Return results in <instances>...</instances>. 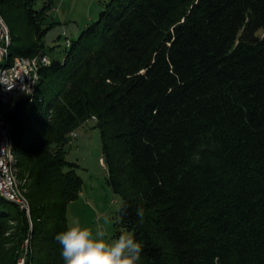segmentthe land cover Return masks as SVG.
<instances>
[{
  "label": "trees",
  "instance_id": "trees-1",
  "mask_svg": "<svg viewBox=\"0 0 264 264\" xmlns=\"http://www.w3.org/2000/svg\"><path fill=\"white\" fill-rule=\"evenodd\" d=\"M52 3L0 0L10 55L44 50ZM103 3L6 111L29 213L0 194V264H64L87 120L137 264H264V0Z\"/></svg>",
  "mask_w": 264,
  "mask_h": 264
},
{
  "label": "rangeland",
  "instance_id": "rangeland-1",
  "mask_svg": "<svg viewBox=\"0 0 264 264\" xmlns=\"http://www.w3.org/2000/svg\"><path fill=\"white\" fill-rule=\"evenodd\" d=\"M103 1L107 0H53L46 17V21L52 22L44 38L47 57L63 56L65 43L75 38L86 23L97 18ZM11 106L12 103L0 105V110L6 113ZM74 132L64 148L65 157L77 163L76 172L82 178V187L79 195L67 205L66 228L79 221L82 228L92 229L95 235L97 228L102 227L106 231V241H114L117 237L113 224L117 220L116 211L121 199L107 181V170L101 161L99 128L87 120ZM105 217L108 223H105Z\"/></svg>",
  "mask_w": 264,
  "mask_h": 264
},
{
  "label": "built area",
  "instance_id": "built-area-1",
  "mask_svg": "<svg viewBox=\"0 0 264 264\" xmlns=\"http://www.w3.org/2000/svg\"><path fill=\"white\" fill-rule=\"evenodd\" d=\"M9 32V27L0 13V105L11 104L16 97L33 94L40 77L39 69L50 60L44 50L26 57L19 54L10 55ZM29 90L31 94H28ZM74 134L75 132H72L70 135ZM10 137L9 121L6 113L0 110V194L29 213L28 198L21 187V181L16 177L13 143ZM17 264H25V258L20 256Z\"/></svg>",
  "mask_w": 264,
  "mask_h": 264
},
{
  "label": "clouds",
  "instance_id": "clouds-1",
  "mask_svg": "<svg viewBox=\"0 0 264 264\" xmlns=\"http://www.w3.org/2000/svg\"><path fill=\"white\" fill-rule=\"evenodd\" d=\"M28 94H31L30 90ZM137 216L143 221V208L137 210ZM108 222L105 217V223ZM105 237L106 231L102 227H98L93 235L92 229L82 228L76 221L55 239L61 245L64 264H137L140 260L142 246L131 233H122L111 242Z\"/></svg>",
  "mask_w": 264,
  "mask_h": 264
}]
</instances>
